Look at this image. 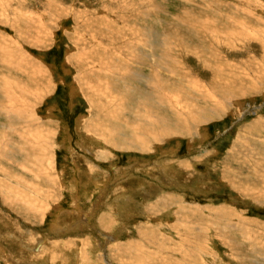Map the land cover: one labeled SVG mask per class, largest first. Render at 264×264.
Listing matches in <instances>:
<instances>
[{
	"label": "rangeland",
	"instance_id": "rangeland-1",
	"mask_svg": "<svg viewBox=\"0 0 264 264\" xmlns=\"http://www.w3.org/2000/svg\"><path fill=\"white\" fill-rule=\"evenodd\" d=\"M48 1L52 2L57 11L64 12L62 16L56 13L54 15V12L49 11ZM0 13L8 20L12 15L17 16L18 19L21 17L20 22L23 23L27 20L25 21L26 27H33L26 28L31 32L29 38H20L12 30L10 24L0 23V44L2 45V47L0 46V76L3 77L2 84H5V74L9 73L14 79L29 81L36 89L40 87L43 89L39 90L41 96L44 97L38 99L36 103V98L34 99V106L29 108L33 112L28 115L31 119L36 117L44 123L52 125V129L55 130L50 141L55 146L54 172L62 181H58L57 185L61 186L59 190L61 191L62 187L65 188L63 192L57 190V193H61L57 194L60 195L58 198L61 200L54 199L52 201V204L59 201L58 209L60 211L52 209L50 215L36 221L21 216L22 213H17L18 209H16L17 211L11 209L2 203L0 198V264H8L4 260L6 256L16 258L15 260L18 262L16 264L21 262L23 264H30V262L57 264L38 259L40 263L37 260L34 262L33 260L38 254H34L35 251L32 253L30 245L37 241L36 238H45V242L55 239L61 242L68 241L65 237L69 235L80 239L79 242H76L77 245H73L71 249H74V246H80L78 248L81 249L84 241L85 243L86 240L88 241L86 249L85 244L83 249L91 260L87 258L86 260L89 262L85 261V264H119L117 258L124 257L133 263L137 261L135 264H141L142 260L147 264H170V262L171 264H264V197L261 196L258 199L252 193L245 194L240 189V185H243V188H260L264 183L261 174L264 169V78L259 79L257 83V79H253L251 74L254 73V63L257 62L260 64L257 67L261 68L260 71L264 75V63L259 47L253 42H245L243 35L240 34L239 45L235 44L232 50L229 40L224 38L218 30L219 26L244 29L242 21H246L255 29L253 30L255 35L260 34L256 31L258 28L264 29V25L258 22L259 18L264 21V0H0ZM249 15L251 16L248 17ZM230 19L233 20L230 21ZM84 21L85 27L82 25ZM262 23L264 24V22ZM205 29L210 32L206 33ZM38 31L42 35L41 40L44 44H27V40L31 37L35 38ZM101 31L109 34L106 41L103 37L98 38L101 36ZM116 31L121 33V37L114 40ZM212 32H215L216 35H212ZM91 34L97 39L90 37ZM260 35L257 36L263 38L264 34ZM217 37L220 38L219 45L214 42ZM179 38L182 39L181 46L178 43ZM168 41H172L173 44L178 43V45H166ZM256 42H258L257 39ZM262 45L264 47V43ZM250 46L254 47L250 48ZM77 47H79L78 50ZM91 48H97L102 53L98 56L93 54L92 57L91 55L87 57L84 51L89 52ZM1 49H6V51L1 52ZM7 49H15L16 53L20 51L22 53L9 57ZM141 52L144 53V58L148 63L140 65V62H135L134 64L138 68L134 69L135 72L150 75L159 70L164 77L173 81V84H178L171 89L168 88V91L175 95H177L175 92L196 94L195 103L199 102L200 111L194 117L197 119V124H203L197 127L193 134L181 137L177 136V132L172 133L173 125L169 129L170 133L162 134L161 139L148 138L149 144L142 151L137 145L120 148L115 144L114 149L107 142H100L97 138L82 133L83 121L88 122L91 116L89 115L90 106L86 102L88 95L84 86L79 82L80 73L86 72L84 68L87 69V65L92 67L97 64L96 66H99L97 62L102 59L107 61L106 59L110 57L114 60L121 59V62L130 65V57L140 55ZM83 57L89 59H86L88 64ZM26 59V63H29L27 65L25 64ZM81 59H84L85 65ZM222 61H224V65L231 68L228 73L230 75L233 73L238 81L232 79L230 75L229 77L219 75L221 78L224 76L223 79L234 83L241 81L242 84H248V86L252 81L258 84L257 93H253L254 95L232 100L230 103L222 101L226 113L225 110H218L220 104L215 103V100L220 101V98L228 96L222 92L221 88L223 86L232 87V85L212 78L214 64L222 65ZM204 62L212 65L203 66ZM224 65L222 66L224 67ZM15 66H21L22 69L29 67L26 70L28 76L19 75L20 72ZM226 66L225 68H227ZM104 72L112 74L106 69ZM240 72L241 74H239ZM113 75L120 77L121 74L118 75L114 72ZM121 77L120 79H126L131 83V91L126 97L120 96L122 98L118 100L120 105L115 104L112 108L121 113L127 111L131 116L130 110H132L133 104L130 101L139 92L137 86L139 82L133 77H123L122 75ZM247 78L248 80H246ZM115 82L117 83V81ZM144 85H146L145 81ZM143 89L149 93L156 92L163 95L148 85ZM199 91L201 94H197ZM13 92L17 94L15 91ZM209 92L214 98L206 97ZM4 93L6 96L8 95L7 92ZM108 97L106 98L109 99ZM162 97L160 103L171 116L174 115L172 118L175 122L178 115L174 110H171L174 109V106L169 105V97L165 93ZM1 98L4 105L9 104L6 97L1 95ZM177 100L184 102L182 98ZM20 102L14 104L20 106ZM2 107L3 105L0 106V121L8 125L10 122L4 111L1 110ZM186 107L191 111V107L194 106L188 102ZM194 109L196 108L194 107ZM203 117L212 118V120L205 123L199 122ZM185 122L187 124L181 126L190 128L189 121ZM247 130L252 131L251 134ZM13 137L16 140L20 139L17 133H13ZM240 137L244 140H240ZM115 139L118 140V138ZM245 139L249 142H245L248 144L244 146L241 141H245ZM255 142L258 145H255ZM205 147L207 150L202 153L201 150ZM87 150L91 154H88ZM98 152L102 153L98 155ZM103 154L107 160L99 161L98 158ZM1 161L7 164L5 159ZM84 162L85 167H83ZM111 165L115 167L113 170L109 169L112 167ZM88 166L90 168L92 166L93 169H88ZM102 173L104 174L102 175ZM261 188L264 187L261 186ZM73 200L76 201L75 205H72ZM173 201H175V205ZM195 206H197L196 209H194ZM174 211L177 213L176 215ZM179 211L182 212V215ZM185 211L190 215L185 214ZM69 212L70 215H67L66 213ZM104 212L111 218L109 219L110 224L114 222L113 226L107 228V234L103 229V231L99 230L102 227L100 225L98 227L99 221H97L98 215ZM58 216L63 220V223L59 221L53 225L52 222L57 221ZM243 218L246 220L243 221ZM174 219L178 220L174 221ZM222 221H227V223ZM177 222L183 225L178 228ZM230 222L236 223V229L230 228L222 231L221 228ZM57 223L62 228H65L66 225L67 228H71V231L63 234L58 230ZM91 224L96 228L94 227L92 230L89 227ZM78 225L82 229L77 227ZM217 228H220V231ZM196 231L197 234H195ZM46 236L48 237L46 238ZM114 242H117L116 245L121 243L122 249L120 248L119 251L122 250L121 256L124 257L120 256V252L115 253L114 248L111 247ZM21 246L25 248L22 247L19 251ZM10 249H15L11 251L13 254ZM68 251L72 253L67 254L68 261L65 264L68 262L81 264L80 257L74 256L73 250ZM166 257L168 258L166 259ZM233 257L238 259L235 260Z\"/></svg>",
	"mask_w": 264,
	"mask_h": 264
},
{
	"label": "bare ground",
	"instance_id": "bare-ground-1",
	"mask_svg": "<svg viewBox=\"0 0 264 264\" xmlns=\"http://www.w3.org/2000/svg\"><path fill=\"white\" fill-rule=\"evenodd\" d=\"M248 1V0H247ZM48 7H49V11L51 13L54 12L58 15L60 14V16H62V14L64 13L63 11H57L55 7H53L52 2L50 3L48 1L47 3ZM44 5V6H47ZM3 7V6H2ZM42 8V7H41ZM54 10V11H53ZM70 10V9H69ZM38 11V10H37ZM40 11V10H39ZM38 11V12H39ZM46 11V10H45ZM41 12V11H40ZM21 14L23 12H20ZM70 13V11H69ZM20 14V15H21ZM24 14V13H23ZM34 14V13H33ZM38 13H36L37 15ZM39 15V14H38ZM42 15V14H40ZM52 15V14H50ZM22 16V15H21ZM58 16V17H60ZM76 16V15H75ZM251 15H249L248 17H250ZM17 17V16H16ZM13 15L11 16V19L8 20L6 19L1 13H0V23H3L4 25H8L10 24L12 30L15 31L16 35H18L20 38H29V36L31 35V32L28 31L26 28H30V27H26L27 23L24 21L23 19V23L19 21V19L21 18H16ZM19 17V16H18ZM25 17V16H24ZM23 17V18H24ZM77 17V16H76ZM75 18V17H74ZM80 18V17H79ZM240 19V18H239ZM77 20V19H76ZM233 20V19H232ZM230 19V21H232ZM237 20V19H236ZM243 20V19H242ZM212 21V20H210ZM263 19L259 18L258 22L262 25H264L262 22ZM42 22V20H41ZM44 22V21H43ZM87 22V21H86ZM236 22V21H235ZM29 21H28V25H29ZM36 23V22H35ZM45 23V22H44ZM109 23V22H108ZM242 23H244V29L243 28H236V27H231V26H219L218 30L219 32L222 34V36L224 38H226L227 40H229V44L231 49L233 50V46L235 44L239 45V38H240V34L243 35V39L245 42H253L255 45H257L261 51V59L262 62L264 63V47L262 45V43H264V36H262L263 38H259L257 35L260 34H264V29H262L259 25V27L261 29H257L258 33L255 35L253 33V30H255L252 26H250V24L246 21H242ZM41 24V23H40ZM85 21L83 22V26L85 27ZM237 24V23H236ZM239 24V23H238ZM45 26V25H44ZM238 26V25H237ZM39 27V26H37ZM55 27V26H54ZM87 27V26H86ZM33 28V27H31ZM41 28V27H39ZM83 28V27H82ZM126 28V27H125ZM37 29V28H36ZM85 29V28H83ZM129 29H131L129 27ZM239 30V31H238ZM48 31V30H47ZM252 31V32H250ZM30 32V34H29ZM205 32H210V31H206ZM238 32V33H235ZM116 33V34H115ZM114 33V40L118 39L121 37V33L119 31H116ZM44 34V33H43ZM47 34V33H46ZM83 34V32H82ZM94 34V33H93ZM91 34L90 37L93 35ZM80 35V34H79ZM85 35V33H84ZM212 35H216L215 32H212ZM81 36V35H80ZM109 36V34H105L103 31H101V36H99L98 38L101 39L103 37V39H107V37ZM261 36V35H260ZM52 37V36H51ZM257 37V38H256ZM42 35L39 34V31L35 34V38L31 37L30 39H28L27 44L28 43H32L33 45H41L44 44L41 40ZM93 39H97L96 37L92 36ZM218 38V37H217ZM215 39L214 42H216L218 45L220 44V38ZM16 39V38H15ZM50 39V38H49ZM255 41H254V40ZM256 39L258 42H256ZM23 40V39H22ZM178 41V39H176ZM181 38H179V45L181 46ZM2 41V40H1ZM109 41V40H108ZM173 41V40H172ZM172 41H168L166 42V45L171 44V46L177 44L178 43H174ZM16 42V41H15ZM26 42V41H25ZM236 42V43H235ZM98 43V42H96ZM77 44V43H76ZM87 44V43H86ZM89 44V43H88ZM100 44V43H98ZM176 45V46H177ZM0 46L2 47V45L0 44ZM78 46V45H77ZM100 46V45H99ZM85 47V46H84ZM95 47V46H94ZM254 46H250V48H253ZM7 48V47H6ZM24 48V47H23ZM79 47H77L78 50ZM81 48V47H80ZM249 48V49H250ZM20 49V48H17ZM22 49V48H21ZM179 49V48H177ZM237 50V49H236ZM5 52L6 49H1V52ZM19 51V50H18ZM82 51V50H80ZM235 51V50H234ZM85 54H87V57L89 55H91V57L93 56V54H96V56H98L100 53L99 50H97V48H91V50L88 51H84ZM22 52H18L16 53L15 49L12 50H8L7 49V55L13 56L14 54H21ZM78 53V52H77ZM83 53V52H82ZM80 54V53H79ZM140 55H135V56H131L130 60H131V64H125L123 62H121L122 60H114L110 58L106 59L107 61H104L102 59V61L100 60L98 63L99 66H92L90 67V65H87V69L86 67L84 68L86 70V75L85 73L82 74L80 73V79L79 82H81V84L84 86L85 92L88 95V98L86 99L87 105L90 106L89 109V115L91 116V118L88 120V122L85 123V121H83V125H82V133L85 135H90L92 138H97L98 141L100 142H107L108 144H110L113 148L115 147V144L117 145V147L120 148H124L127 146H133V145H137L139 147V149L142 151L144 149L147 148V145L149 144V141H147L148 138H152L153 140H158L161 139V135L162 134H168L170 133L169 129L174 125V129L172 130V133H176L177 132V136L181 137L183 135H191L193 134L194 131H196L197 127H200L203 123H199L197 124L194 115H198L199 113V102L195 103L196 100V94L192 93L189 94L187 92H183V94H181V92H175L177 93V95H175L174 93H172L171 91H168V88H173L174 86H177L175 84H173L174 82L171 81L168 77H164L159 70L155 71L154 73L147 75V73H137L135 72L134 69H138L136 68L137 66L134 64L135 62H140V65H145L148 63V61L146 62L145 58H144V53L141 52L139 53ZM102 55V54H101ZM4 56V55H3ZM70 56V55H69ZM74 56V55H73ZM82 56V55H81ZM80 56V58H81ZM94 56V57H96ZM103 57H106L105 55H102ZM1 57H2V53H1ZM87 57H83L86 59H88ZM90 57V56H89ZM214 57V56H213ZM101 58V57H99ZM107 58V57H106ZM139 59V60H138ZM209 59V58H208ZM207 59V60H208ZM220 59V58H219ZM77 60H79L77 58ZM84 60V59H83ZM83 60L81 59V61L83 62ZM89 60V59H88ZM206 60V59H205ZM212 60V59H211ZM80 61V60H79ZM92 61V60H91ZM97 61V60H96ZM219 61V60H218ZM227 61V60H226ZM225 61V62H226ZM27 59L25 60V64H29L26 63ZM71 62V60H70ZM81 62V63H82ZM90 62V61H89ZM211 62V61H209ZM224 61H222V65ZM80 63V65H81ZM87 63V61H86ZM219 63V62H217ZM228 63V62H227ZM84 64V62H83ZM82 64V66H83ZM88 64V63H87ZM94 64V63H92ZM231 64V63H230ZM229 64V65H230ZM25 65V66H26ZM77 65V64H76ZM85 65V64H84ZM207 66V65H212L209 64L207 62L203 63V66ZM221 64H214V69L212 71V78L214 80H218V81H222L225 82L227 84L232 85V87L230 86H223L222 92L227 94L228 96H225V98H220L218 100H215V103L220 104L218 110H225L226 113V109L224 106V103L222 101H225L226 103H230L232 100H238V99H242L247 97L248 95H254L253 93H257L258 88L257 85L255 84V82L252 81L251 85L248 86L242 84V82H230L229 80H225L223 79L225 75H227L229 77V73L228 71L231 69L229 67H227L226 65H224V67ZM233 65V64H232ZM231 65V66H232ZM260 64L255 62L254 66V73H251L253 76V79H257L256 82H259V79H263L264 75L263 72L261 73L259 67ZM78 66H79V62H78ZM222 66V67H219ZM225 66L227 68H225ZM235 66V65H234ZM16 69L20 72L19 75H24V76H28L27 73V69L29 68H24L22 69L21 66H15ZM80 67V66H79ZM233 67V66H232ZM77 68V67H76ZM203 68V67H201ZM216 68V69H215ZM106 70H109L110 72H112V74L110 75V73L104 72ZM238 69V67H237ZM35 68H34V72H35ZM39 70V69H38ZM80 70V69H79ZM78 70V72H79ZM103 70V71H102ZM217 73H216V71ZM234 70V69H233ZM236 70V69H235ZM6 71V70H5ZM31 71V70H30ZM42 71V69H41ZM232 71V70H231ZM238 71V70H237ZM29 72V71H28ZM116 72L118 75L121 74L123 77H133L134 79L138 80L139 84L137 83L138 86V90L139 92H137L135 94L134 99H131V103L133 104V106L131 107L132 110L131 111V116L128 115V112H123L121 113L120 111L117 110H113V105L117 104L120 105V101L118 102V100H121L122 98L120 96H128L131 88H130V82L126 79H120V77H115L113 75V73ZM168 72V71H167ZM238 74V73H237ZM241 74V72L239 73ZM219 75H224L222 78ZM233 75V73H232ZM230 75V77L233 79L237 80V77H235L234 75L232 76ZM34 76V75H33ZM37 76V75H35ZM246 76V75H245ZM227 77V78H228ZM247 77V76H246ZM245 77V78H246ZM2 78L0 76V96L3 95V97L7 98V101H9L8 105H4L3 103V99H0V106L3 105L2 107V111H4V113L6 114V116L8 117L9 120V124H5L4 122L0 121V198L2 200V203L8 205L11 209H14L15 211H17L16 209H18L19 214H21V216L25 217V218H31L34 219L35 221L38 219H41V217H45L46 215H50V211L52 209L59 210L58 209V202L52 204V201L55 199L57 200H61V198L59 199L58 197L60 195L57 194H61V193H57L59 190V188H61L60 185L58 184L59 182H62L55 174L54 172V164L55 163V155H54V147L50 141L52 139V136H54L55 134V130L52 129V125L50 126L47 123H44V121L34 117V118H30V116L28 115L29 113L33 112L32 109H29L30 107L34 106V99L35 103L37 102V100L42 99L43 97L41 96V91L39 89H42L41 87L36 89V87H33L29 82V81H25L22 79H17L14 77H12V75L10 76L9 73L5 74V84H2ZM33 78V77H32ZM79 78V77H78ZM122 78V77H121ZM251 78V77H250ZM230 79V78H229ZM252 79V78H251ZM35 80V79H34ZM231 80V79H230ZM248 80V78L246 79ZM264 80V79H263ZM25 81V82H23ZM117 81V83L115 82ZM119 81V82H118ZM144 81L146 83V85H144ZM234 81V80H233ZM238 81V80H237ZM243 81V80H242ZM255 81V80H254ZM250 82V81H249ZM262 82V80H261ZM119 83V84H118ZM247 83V82H246ZM255 84V85H254ZM262 84V83H261ZM43 85V84H42ZM120 85V86H119ZM122 85V86H121ZM151 87L154 90H158V92L160 91L161 94L164 95V93L169 97V105L174 106V109H171L172 111L174 110V112L177 113L178 117L175 118V122L174 119L172 118L173 116H171L166 109H164V107L162 106V104L160 103L162 100V96L160 95V93H149L147 91H145L143 88H145V86ZM153 85V86H151ZM259 87L261 88V86L259 85ZM177 88V87H176ZM15 91L17 94H15L13 91ZM43 90V89H42ZM261 91V89H260ZM4 92H7L8 95L6 96ZM207 92V91H206ZM4 93V94H3ZM197 94H201V92L199 91ZM263 94V93H262ZM109 96V97H108ZM103 97H105V99H103ZM106 97H108L109 99H107ZM207 98L209 97H213V95L210 94L206 96ZM182 98L184 100V102L182 100L178 101L177 99ZM5 99V98H4ZM10 99V100H9ZM22 100V101H21ZM14 101V102H13ZM21 101V102H20ZM96 101V102H95ZM204 101V99H203ZM20 102V106L18 104V106H16V104ZM192 103L193 106L196 108L194 109V107H191V111L187 110V103ZM240 102V101H239ZM16 103V104H14ZM7 104V103H6ZM198 104V105H197ZM239 106V104H238ZM10 107V108H9ZM173 108V107H172ZM28 109V110H27ZM125 109V108H123ZM165 112H162V111ZM248 111V110H247ZM252 112V111H250ZM245 113V112H244ZM248 113V112H247ZM242 114V113H241ZM35 116V114H33ZM244 115V114H243ZM181 116H183V118H180ZM87 117V116H85ZM46 118V117H45ZM48 118V117H47ZM50 118V117H49ZM52 119V118H51ZM237 119V118H236ZM77 120V119H76ZM189 121V125L190 128L188 127H184L181 125H186L187 122L185 121ZM212 118H201L199 120V122H209L211 121ZM59 122V121H58ZM78 122V121H77ZM259 122V121H258ZM256 124V123H255ZM80 125V126H81ZM50 126V127H49ZM180 127V128H179ZM65 129V128H64ZM78 129V128H77ZM58 131V130H57ZM131 131V132H130ZM248 131V130H247ZM246 131V132H247ZM67 132V131H66ZM249 134H251L252 131H248ZM13 133H17V135L20 136V139L22 141L16 140L15 137H13ZM78 133V132H77ZM68 134V133H66ZM82 134V135H83ZM79 135V133H78ZM81 135V136H82ZM80 136V135H79ZM88 137V136H87ZM89 137V138H91ZM115 138H118V140H116ZM68 139V138H67ZM223 139V138H222ZM114 140H116V142H114ZM240 140H244L241 139ZM239 140V141H240ZM249 142V140L245 141H241L243 143V145H247L245 144V142ZM239 143V142H238ZM103 144V143H102ZM106 144V143H105ZM107 145V144H106ZM255 145H258L255 142ZM92 148V147H91ZM207 147L203 148L201 151L202 153L206 152ZM58 149V148H57ZM94 149V148H93ZM101 149V148H100ZM115 149V148H114ZM59 150V149H58ZM98 150V149H97ZM102 152L104 151L101 150ZM112 151V150H111ZM88 154L89 150H87ZM102 152H98L97 154L99 155V153ZM108 153V152H107ZM110 153V151H109ZM165 153V152H164ZM93 154V153H92ZM96 154V155H97ZM105 154L101 155L100 158H98V160L100 161H106L107 159L104 156ZM124 155V154H123ZM75 156H76V152H75ZM90 156V155H89ZM71 157V156H70ZM94 157V155H93ZM99 157V156H98ZM77 158V157H76ZM75 158V159H76ZM97 158V157H96ZM7 161V164H4L1 160ZM72 159V158H71ZM30 160V162H29ZM84 160V159H82ZM97 160V159H96ZM71 161V160H70ZM201 161V160H200ZM87 162V161H85ZM85 162H84V166L85 167ZM110 162V161H109ZM157 162V161H156ZM159 162V161H158ZM8 163H12L11 165H9ZM89 163V162H87ZM93 163V161H92ZM98 163V162H97ZM105 163V162H104ZM161 163V162H160ZM179 163V162H178ZM188 163V162H187ZM79 164V163H78ZM101 164V163H100ZM139 164V163H138ZM183 164V163H181ZM72 165V164H71ZM112 167H110L109 169H114L115 167L113 165H111ZM181 166V165H180ZM16 167V168H15ZM88 169H91L90 166H88ZM98 167V166H97ZM15 168V169H14ZM78 168V167H77ZM93 168L94 165H93ZM92 168V169H93ZM145 168V166H144ZM185 168V167H184ZM99 169V168H98ZM190 169V168H189ZM19 170H21V172H19ZM73 170V169H72ZM78 170V169H77ZM117 170V169H116ZM137 170V167H136ZM145 170V169H144ZM181 170V169H180ZM186 170V169H185ZM83 171V169H82ZM97 171V169H96ZM165 171V170H164ZM60 172V171H59ZM78 172V171H77ZM89 172V171H87ZM144 172V171H143ZM186 172V171H185ZM183 172V173H185ZM188 172V171H187ZM81 173V171H80ZM84 173V172H83ZM90 173V172H89ZM105 173V171H104ZM102 173V175L104 174ZM164 173V172H163ZM193 173V172H191ZM72 174V173H71ZM195 174V173H193ZM262 177L264 179V169L262 171ZM89 175V174H88ZM118 175V174H117ZM189 175V174H188ZM197 175V174H196ZM60 176H62L60 174ZM187 176V175H186ZM191 176V175H190ZM89 177V176H88ZM103 177V176H102ZM125 178V177H124ZM123 178V179H124ZM71 179H73L71 177ZM103 179V178H102ZM122 179V181H123ZM188 179V177H187ZM186 179V180H187ZM190 179V178H189ZM119 180V179H118ZM68 181V180H67ZM92 181V180H91ZM96 181V180H95ZM116 181V180H115ZM121 181V179H120ZM76 182V181H75ZM98 182V181H97ZM108 182V181H107ZM118 182V181H117ZM109 183V182H108ZM62 184V183H61ZM97 184V183H95ZM101 184V183H100ZM64 185V184H63ZM112 185V184H111ZM98 186V185H97ZM96 186V187H97ZM117 186V183H116ZM264 187V183H262V185ZM254 188V187H244L243 185H240V189L246 193L250 192L253 194V196H255L256 198L260 199L261 196L264 197V188ZM99 187V186H98ZM105 187V186H104ZM118 187V186H117ZM100 188V187H99ZM98 188V189H99ZM103 188V186H102ZM97 189V188H96ZM120 189V188H119ZM65 190L64 187H62L61 191L59 190V192H63ZM67 190V188H66ZM69 190V188H68ZM108 190V189H107ZM118 190V189H117ZM115 191V190H114ZM76 192V191H75ZM101 192H103L101 190ZM106 193V192H105ZM76 194V193H75ZM100 194V193H99ZM164 194V193H163ZM68 195V194H67ZM249 195V194H248ZM76 196V195H75ZM168 196V195H167ZM239 196V195H238ZM101 197V196H100ZM166 197V196H164ZM169 197V196H168ZM167 197V198H168ZM73 198V197H72ZM161 199V198H160ZM169 199V198H168ZM177 200V199H176ZM254 200V199H253ZM257 200V199H255ZM251 201V199H250ZM175 201H173L174 204ZM261 202V201H260ZM76 201L73 200L72 205H75ZM172 203V202H170ZM161 204L164 205L163 202H161ZM176 204V203H175ZM174 204V205H175ZM184 204V203H183ZM193 205V204H192ZM191 205V206H192ZM196 205V204H195ZM261 205V204H260ZM166 206V205H165ZM173 206V205H171ZM187 206V205H185ZM184 206V207H185ZM197 206L194 207V209H196ZM209 208V207H208ZM207 208V209H208ZM185 209V208H184ZM212 209V208H211ZM62 210V209H61ZM79 210V209H78ZM183 210V209H182ZM168 211V210H167ZM242 211V210H241ZM66 212V211H65ZM82 212V211H80ZM164 212V211H163ZM180 214L182 215V212L179 211ZM187 214L188 212L190 213V209L187 211H185ZM193 212V211H192ZM195 212V211H194ZM197 212V211H196ZM210 212V211H209ZM212 212V211H211ZM244 212V211H243ZM242 212V213H243ZM175 213V211H174ZM184 213V212H183ZM187 215H190V214ZM236 213V212H235ZM18 214V215H19ZM67 215H70L69 213H66ZM162 214V213H161ZM172 214V213H171ZM177 213H175L176 215ZM179 214V213H178ZM195 214V213H193ZM192 214V215H193ZM56 215V214H55ZM85 215V214H84ZM196 215V214H195ZM198 215V214H197ZM242 215V214H241ZM185 215L183 214V217ZM50 217V216H49ZM69 217V216H68ZM90 217V216H89ZM243 217V215H242ZM57 218V217H56ZM161 218V217H160ZM177 218H179L177 216ZM186 218H188L186 216ZM198 218V217H197ZM247 218V217H246ZM246 218H243V221L246 220ZM109 219H111L107 213H102L98 215L97 221H99L98 223V227L99 225L102 227L101 231H105L104 233L107 232V228L110 226H113L114 222L110 224ZM189 219V218H188ZM199 219V218H198ZM240 219V218H239ZM238 219V221H240ZM248 219V218H247ZM55 220V219H54ZM178 220V219H177ZM174 219V221H177ZM203 220V219H202ZM242 220V219H241ZM252 220V218H251ZM257 220V219H256ZM30 221V220H29ZM62 222L63 220H61V218L58 216L57 221L52 222L53 225H56V222ZM85 221V220H84ZM180 221V220H179ZM185 221V220H184ZM189 221V220H188ZM201 221V220H200ZM27 222V221H26ZM66 222V221H65ZM183 223V221H180ZM223 223H227V221H222ZM248 222V221H247ZM250 222V221H249ZM172 223V222H171ZM178 223V222H177ZM187 223V222H186ZM200 223V222H199ZM241 223V222H240ZM243 223V222H242ZM67 224V223H66ZM82 224V223H80ZM160 224V223H159ZM162 224V223H161ZM167 224V223H166ZM170 224V223H169ZM173 224H176L175 222H173ZM210 224V223H209ZM236 224V223H235ZM235 224L234 223H228L226 224L222 229V231H224L225 229H230V228H235ZM57 225L59 226V224L57 223ZM73 225V224H71ZM77 225V224H76ZM84 225V224H83ZM89 225V224H88ZM178 228L180 225L183 224H177ZM213 225V224H212ZM216 225V224H215ZM240 225V224H239ZM238 225V226H239ZM247 225V224H246ZM61 226V225H60ZM58 227V230L62 231L63 234L68 233L67 231H71V228H67V226L65 225V228L62 227ZM64 226V224H63ZM75 226V224H74ZM165 226V225H164ZM188 226V225H187ZM203 226V225H202ZM77 227H81L80 225H78ZM89 227H91V229L93 230L95 225L93 226V224H91ZM176 227V226H175ZM242 227V226H241ZM246 227V226H245ZM29 228V227H28ZM57 228V227H56ZM53 228V229H56ZM75 228V227H74ZM96 228V227H95ZM181 228V227H180ZM201 228V227H200ZM82 229V227L80 228ZM103 229V230H102ZM112 229V228H111ZM139 229V228H138ZM163 229V228H162ZM171 229V228H170ZM190 229V228H189ZM218 229V228H217ZM243 229V228H242ZM110 230V229H109ZM167 230V229H166ZM199 230V228H198ZM220 231V228L218 229ZM11 231V230H10ZM82 231V230H79ZM95 231V230H94ZM144 231V230H143ZM141 231V232H143ZM157 231V230H155ZM162 231V230H161ZM27 232V231H26ZM163 232V231H162ZM171 232V231H169ZM177 232V231H176ZM216 232V231H215ZM28 233V232H27ZM103 233V234H104ZM182 233V232H181ZM200 233V231H199ZM73 234V233H72ZM79 234V233H77ZM107 234V233H106ZM111 234V233H110ZM197 234V231L196 233ZM217 234V233H216ZM21 235V234H20ZM67 235V234H66ZM75 235V233H74ZM87 235V234H85ZM114 235V234H113ZM167 235V234H166ZM51 236V235H50ZM65 236V235H64ZM73 235H69L67 237H65L66 239H68V241H63L61 242L60 240H51V242H45L46 239L44 238H36L37 241L32 242V244L30 245L31 247V251L32 253L35 251L34 254H38V256H36V258H34V262L38 259V260H47L51 263H57V264H65L68 261V257L67 254L69 255V253L71 254L72 252H69L68 250H73L74 251V256L80 257L79 261H81V264H85V261L88 258V254L85 253V249H86V245L88 244V241L86 240V243L84 241L83 245L85 244V249H83V245L81 249L80 246H74L73 245L76 244V242H79L80 239L79 238H74L72 237ZM76 236V235H75ZM80 236V235H79ZM78 236V237H79ZM84 236V235H83ZM108 237L112 236V235H106ZM168 236V235H167ZM173 236V235H172ZM195 236V235H193ZM198 236V235H197ZM17 237V236H16ZM48 236H46L47 238ZM119 237V236H118ZM118 237L116 238V240L118 239ZM192 237V236H191ZM199 237V236H198ZM243 237V236H242ZM27 238V237H26ZM32 240L34 239L33 237H29ZM81 238V237H80ZM84 238V237H83ZM82 238V239H83ZM113 238V237H112ZM155 238V237H154ZM157 238V237H156ZM22 239V238H21ZM81 239V240H82ZM106 239V238H105ZM111 239V238H110ZM115 239V238H114ZM231 239H234L231 237ZM237 239V238H236ZM25 240V239H24ZM28 240V239H27ZM108 240V239H107ZM113 240V239H112ZM156 240V239H155ZM170 240V239H169ZM182 240V239H181ZM187 240V239H186ZM204 240V239H203ZM22 241V240H21ZM115 241V240H113ZM139 241V240H138ZM154 241V240H153ZM192 241V240H191ZM228 241V240H227ZM23 242V241H22ZM28 242V241H27ZM26 242V243H27ZM92 242V241H91ZM97 242V241H96ZM99 242V241H98ZM141 242V241H140ZM151 242V241H150ZM155 242V241H154ZM157 242V241H156ZM179 242V241H178ZM229 242V241H228ZM1 243V242H0ZM8 243V242H7ZM15 243V242H14ZM25 243V242H24ZM31 243V242H30ZM102 243V242H101ZM114 242V245L111 246L113 247L114 251L116 254H118L120 251L119 249L122 247L121 243H119L118 245H116ZM232 243V242H231ZM6 244V243H5ZM18 244V243H17ZM43 244V245H42ZM82 244V243H81ZM95 244V243H94ZM110 244V243H109ZM108 244V246H109ZM139 244V243H138ZM185 244V243H184ZM191 244V243H190ZM201 244V243H200ZM9 245V244H8ZM28 245V244H27ZM35 245V248H34ZM77 245V244H76ZM90 245V244H89ZM92 245V244H91ZM98 245V244H97ZM104 245V244H103ZM134 245V244H133ZM155 245V243H154ZM186 245V244H185ZM189 245V244H188ZM5 246V245H3ZM10 246V245H9ZM39 246V247H38ZM93 246V245H92ZM141 246V245H139ZM177 246V245H176ZM2 247V246H1ZM24 247L21 246L19 248L20 249ZM96 247V246H95ZM151 247V246H150ZM186 247V246H185ZM239 247V246H238ZM8 248V247H6ZM25 248V247H24ZM88 248V247H87ZM124 248V247H123ZM155 248V247H154ZM184 248V247H183ZM9 249V248H8ZM27 249V248H26ZM93 249L94 246H93ZM101 249V248H100ZM122 249V248H121ZM197 249V248H196ZM241 249V247H240ZM15 249L11 250L14 251ZM18 250V248H17ZM30 250V249H28ZM90 250V248H89ZM103 250V247H102ZM109 251V249H107ZM111 250V249H110ZM136 250V249H135ZM163 250V249H162ZM186 250V248H185ZM191 250V249H190ZM230 250H232L230 248ZM25 251V250H24ZM99 251V250H98ZM138 251V250H137ZM195 251V250H194ZM96 252V251H95ZM122 252V250H121ZM120 252V256L122 255ZM189 252V251H188ZM191 252H193L191 250ZM235 252V251H234ZM12 253V252H11ZM19 253V252H18ZM23 253V252H22ZM20 253V254H22ZM97 253V252H96ZM109 253V252H108ZM114 253V252H113ZM127 253V252H126ZM140 253V252H139ZM153 253V252H152ZM180 253V252H179ZM196 253V252H195ZM207 253V252H206ZM13 254V253H12ZM15 254V253H14ZM24 254V253H23ZM27 254V253H26ZM31 254V253H30ZM95 254V253H94ZM133 254V253H132ZM162 254V253H161ZM188 254V253H187ZM25 255V254H24ZM23 255V256H24ZM28 255V254H27ZM100 255V254H99ZM97 255V256H99ZM103 255V254H101ZM135 256V254H133ZM131 255V256H133ZM190 255V254H189ZM209 255V254H208ZM214 255V254H212ZM3 256V254H2ZM73 256V255H72ZM90 256V255H89ZM96 256V254H95ZM118 256V255H117ZM130 256V255H129ZM13 257V256H12ZM12 257H4L5 262H7L8 264H16L17 260L13 259ZM21 257V256H19ZM17 257V258H19ZM30 258V256H28ZM32 257V256H31ZM109 257V256H108ZM111 257V256H110ZM124 257V256H121ZM156 257V256H155ZM171 257V256H170ZM198 257V256H197ZM196 257V258H197ZM90 258V257H89ZM88 258V259H89ZM159 258V257H158ZM168 257H166L167 259ZM235 258V257H233ZM25 259V258H24ZM119 261V264H135L136 262L133 263V261L131 262L129 259H127V257L125 258H117ZM138 259V257H137ZM160 259V258H159ZM192 259V258H191ZM198 259V258H197ZM218 259V257H217ZM238 259V258H237ZM235 258V260H237ZM31 260V258H30ZM37 260V262H38ZM91 260V259H89ZM110 260V259H109ZM139 260V259H138ZM169 260V259H168ZM216 260V259H215ZM25 261V260H24ZM76 261L77 258H76ZM172 261V260H169ZM220 261V260H219ZM240 261V260H239ZM89 262V261H88ZM154 262V261H151ZM166 262V260H165ZM174 262V261H173ZM177 262V261H176ZM188 262V261H187ZM192 262L194 263V260H192ZM203 262V261H202ZM205 262V261H204ZM207 262V261H206ZM18 263V262H17ZM40 263V262H38ZM108 263V262H107ZM139 263V262H138ZM141 264H147V262L145 261H141ZM163 263V262H162ZM167 263V262H166ZM210 263V262H209ZM243 263V262H242ZM19 264H23L22 262ZM30 264H34L31 263ZM67 264H70L69 262ZM75 264V263H73ZM164 264V263H163ZM168 264V263H167ZM171 264V262H170ZM176 264V263H175Z\"/></svg>",
	"mask_w": 264,
	"mask_h": 264
}]
</instances>
